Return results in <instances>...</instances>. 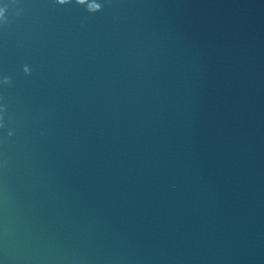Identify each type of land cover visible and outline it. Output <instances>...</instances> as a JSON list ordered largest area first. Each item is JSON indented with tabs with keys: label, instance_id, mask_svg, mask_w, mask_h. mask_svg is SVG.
Listing matches in <instances>:
<instances>
[{
	"label": "water",
	"instance_id": "1",
	"mask_svg": "<svg viewBox=\"0 0 264 264\" xmlns=\"http://www.w3.org/2000/svg\"><path fill=\"white\" fill-rule=\"evenodd\" d=\"M78 3L0 0V264H264V0Z\"/></svg>",
	"mask_w": 264,
	"mask_h": 264
},
{
	"label": "clouds",
	"instance_id": "2",
	"mask_svg": "<svg viewBox=\"0 0 264 264\" xmlns=\"http://www.w3.org/2000/svg\"><path fill=\"white\" fill-rule=\"evenodd\" d=\"M70 2V0H56V3H58L59 5H64V4H66V3H69ZM75 3L76 4H78V5H81V4H79L78 3V0H75ZM3 8H0V10H2ZM101 9V5H100V8H99V10ZM86 10H87V8H86ZM98 10V11H99ZM88 11V10H87ZM0 22H4V23H7V20H6V17H0ZM23 71L26 73V74H28L29 72H30V69L27 67V66H25L24 68H23ZM4 84H9L10 83V80H9V78L8 77H4V79H3V81H2Z\"/></svg>",
	"mask_w": 264,
	"mask_h": 264
}]
</instances>
